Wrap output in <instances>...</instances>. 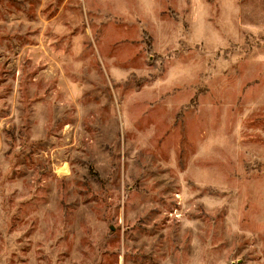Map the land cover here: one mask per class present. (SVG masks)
Returning <instances> with one entry per match:
<instances>
[{"label":"rangeland","instance_id":"rangeland-1","mask_svg":"<svg viewBox=\"0 0 264 264\" xmlns=\"http://www.w3.org/2000/svg\"><path fill=\"white\" fill-rule=\"evenodd\" d=\"M0 264H264V0H0Z\"/></svg>","mask_w":264,"mask_h":264}]
</instances>
